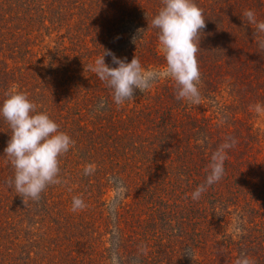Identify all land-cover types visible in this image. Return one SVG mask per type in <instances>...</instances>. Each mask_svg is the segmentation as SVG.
Instances as JSON below:
<instances>
[{"label":"trees","instance_id":"16d2710c","mask_svg":"<svg viewBox=\"0 0 264 264\" xmlns=\"http://www.w3.org/2000/svg\"><path fill=\"white\" fill-rule=\"evenodd\" d=\"M162 3L0 0V103L26 94L73 141L57 182L22 201L0 117V264H264V33L244 16L264 22V0H194L199 104L166 75L151 24ZM104 49L158 80L116 105L90 70ZM229 138L224 177L194 201Z\"/></svg>","mask_w":264,"mask_h":264},{"label":"clouds","instance_id":"9594fccd","mask_svg":"<svg viewBox=\"0 0 264 264\" xmlns=\"http://www.w3.org/2000/svg\"><path fill=\"white\" fill-rule=\"evenodd\" d=\"M244 16L248 24L256 25L257 32L264 33V22L257 21L254 11L248 10ZM151 24L158 30L159 43L165 52L166 75L176 82L177 98L199 104L201 94L197 85L201 74L197 53L199 36L206 26L202 9L194 0H163ZM260 46L264 48V41ZM106 56L111 58L115 67L105 63ZM90 70L111 89L116 105L132 100L137 90L141 93L148 90L160 76L155 71L146 72L136 57L127 62L105 49ZM254 107L257 113L264 111V105ZM0 117L7 122L12 133L4 149V156L9 158L14 169V176L7 184L15 189L22 201H38L46 187L57 182L59 158L70 150L73 141L59 130V125L47 113L38 112L36 105L24 93L9 94L0 103ZM235 143L229 138L212 153L205 182L191 194L194 201L224 177L227 150ZM73 205L75 210L83 207V202L74 199ZM236 264L255 262L241 256Z\"/></svg>","mask_w":264,"mask_h":264},{"label":"rangeland","instance_id":"374dc122","mask_svg":"<svg viewBox=\"0 0 264 264\" xmlns=\"http://www.w3.org/2000/svg\"><path fill=\"white\" fill-rule=\"evenodd\" d=\"M255 126L261 130H264V114L255 121Z\"/></svg>","mask_w":264,"mask_h":264}]
</instances>
